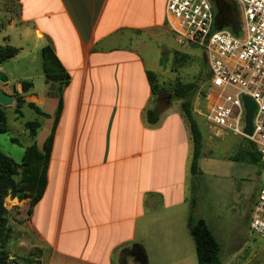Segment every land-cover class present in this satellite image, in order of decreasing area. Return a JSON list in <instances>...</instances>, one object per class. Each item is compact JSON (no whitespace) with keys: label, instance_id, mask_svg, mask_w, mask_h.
<instances>
[{"label":"crops","instance_id":"1","mask_svg":"<svg viewBox=\"0 0 264 264\" xmlns=\"http://www.w3.org/2000/svg\"><path fill=\"white\" fill-rule=\"evenodd\" d=\"M165 3L0 0V47L41 59L50 45L69 76L41 199L28 215L27 201L8 197L18 209L11 230L21 235L15 245L20 255L38 250L37 264H149L153 254L162 262H184L193 251L184 233L192 158L188 123L169 107L156 125L145 121L153 96L144 41L166 26ZM150 45L153 51L154 41ZM12 59L0 63L8 77L2 91L14 88L21 108L34 104L43 112L45 99L56 98L48 96L52 83L45 80L42 60L44 86L35 95L32 80L12 83L6 69ZM23 82L31 84L25 93Z\"/></svg>","mask_w":264,"mask_h":264},{"label":"rangeland","instance_id":"2","mask_svg":"<svg viewBox=\"0 0 264 264\" xmlns=\"http://www.w3.org/2000/svg\"><path fill=\"white\" fill-rule=\"evenodd\" d=\"M147 38L144 43L149 46L145 49L144 59L153 75L156 90L151 107L156 108L159 113L168 107L180 111L182 100L176 98L174 94L176 89H183L186 99L191 102L192 113L201 132L202 153L198 162L201 175L195 179L190 175L187 183L189 202L192 196L191 184L194 183L197 187L195 216L199 214L206 221L210 232L217 240L220 246L218 255L220 264H264V239L249 228L264 174L258 164L250 163L247 156L237 161L230 159L237 152H243L242 155L250 153L252 146L246 139L225 133H214L198 116L196 110L202 109L209 75L201 49L192 45H179L165 25L153 29ZM152 41L153 51L150 45ZM154 55L155 64H152ZM40 62L38 55L35 59V56H28L27 51L18 54L6 64L12 83L15 85L16 82L32 80L35 95H39L44 86L43 80L39 77ZM26 77L29 79H25ZM4 87H8V82L0 83L1 91ZM9 92V95L14 96L16 103L10 107H1L7 131L0 133V152L20 164L27 146L34 142L41 148L43 140L49 133L52 119L37 117L28 108H21L17 102L20 99L19 94L14 88L9 89ZM55 105L54 99L46 98L41 109L45 113L53 114ZM32 121H38L41 125L35 138L30 137L24 128L26 122ZM12 140H16L17 143ZM4 206L7 210V225L12 228L13 221L18 223L16 218L18 209L10 207L8 197L4 200ZM184 233L193 249L184 256V262H162L153 254L149 264H198L187 226ZM20 237V233L12 231L7 248L5 245L7 260L15 264H26L21 260L27 259V255L30 254V264H36L34 259L37 252L32 250L22 256L15 248Z\"/></svg>","mask_w":264,"mask_h":264},{"label":"built area","instance_id":"3","mask_svg":"<svg viewBox=\"0 0 264 264\" xmlns=\"http://www.w3.org/2000/svg\"><path fill=\"white\" fill-rule=\"evenodd\" d=\"M240 12L238 36L215 29L209 0H166L165 24L179 45L199 48L209 78L199 117L214 133L248 140L264 174V0H234ZM243 97L254 102L252 135L243 133ZM264 239V180L249 224Z\"/></svg>","mask_w":264,"mask_h":264},{"label":"trees","instance_id":"4","mask_svg":"<svg viewBox=\"0 0 264 264\" xmlns=\"http://www.w3.org/2000/svg\"><path fill=\"white\" fill-rule=\"evenodd\" d=\"M214 14L215 29H224L230 31L233 35L238 36L241 30L240 12L238 5L234 0H209ZM19 50L10 46L0 47V63L8 61L16 57ZM42 71L47 83H52L48 92L49 97L56 98V108L52 115H47L40 111L34 104H28V107L36 114L37 117H42L46 120L52 119V124L48 135L42 142L41 148L33 142L24 149L21 163H15L11 158L5 156L0 152V264H15L7 260L5 253V245L9 244L12 230L7 225V210L4 206V200L7 197L17 199L19 202L27 201V214L31 213L33 206L41 199L46 187V171L49 163L50 152L61 111H62V91L69 83V76L64 72L57 58L55 57L50 45L45 46L41 50ZM208 67V66H207ZM209 70V69H208ZM146 76L151 88V94L154 97L156 90L153 85V75L151 72H146ZM209 78V75H208ZM57 84V85H56ZM22 91L25 93L31 87L28 82L21 83ZM174 96L181 101L180 112L183 118L188 123L191 141H192V158L189 166V174L193 179L201 175L198 162L202 153V136L200 129L194 119L191 102L186 99V93L183 89H176ZM20 98V97H19ZM18 105H22L21 99L17 100ZM159 111L156 108L146 110L145 121L148 125L154 126L159 120ZM38 121L26 122L25 130L30 137L35 138L38 129L40 128ZM5 118L0 106V133H6ZM12 142L17 143L16 140ZM252 151L245 155L237 152L230 159L237 161L241 157L246 158L250 163L258 164L259 158L251 143ZM192 196L189 202V213L187 217V231L191 237L195 255L198 264H220L219 252L220 246L210 232L206 221L203 218L195 216L194 211L197 205V187L194 183L191 184ZM138 254L142 251L135 249ZM34 259L37 264L39 258V251ZM27 259H22L26 264L31 263V255H27ZM26 258V257H25Z\"/></svg>","mask_w":264,"mask_h":264},{"label":"water","instance_id":"5","mask_svg":"<svg viewBox=\"0 0 264 264\" xmlns=\"http://www.w3.org/2000/svg\"><path fill=\"white\" fill-rule=\"evenodd\" d=\"M8 77L0 73V83H7ZM14 103H16L14 96L4 93L0 90V106L3 108L10 107ZM244 109H245V117H244V129L243 133L246 137H250L252 135V117L254 112V102L248 98L243 97ZM132 259V258H131ZM130 263V262H129ZM133 264V263H130Z\"/></svg>","mask_w":264,"mask_h":264},{"label":"flooded vegetation","instance_id":"6","mask_svg":"<svg viewBox=\"0 0 264 264\" xmlns=\"http://www.w3.org/2000/svg\"><path fill=\"white\" fill-rule=\"evenodd\" d=\"M129 254H131V252L125 253V254H124V257H125V256H130ZM125 258H126V257H125ZM124 264H125V263H124Z\"/></svg>","mask_w":264,"mask_h":264}]
</instances>
